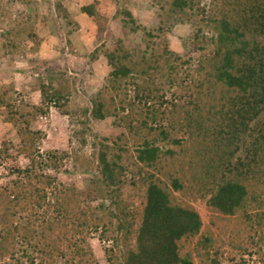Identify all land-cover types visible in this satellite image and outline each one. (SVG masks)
Wrapping results in <instances>:
<instances>
[{
  "label": "trees",
  "instance_id": "16d2710c",
  "mask_svg": "<svg viewBox=\"0 0 264 264\" xmlns=\"http://www.w3.org/2000/svg\"><path fill=\"white\" fill-rule=\"evenodd\" d=\"M15 2L38 8L37 0H0V23L9 24L1 48L27 53L36 14L14 19ZM54 7L58 19L77 24L61 2ZM151 7L154 27L117 10L122 37L112 48L103 39L110 20L93 6L81 9L97 28L92 59L102 55L111 69L82 107V124L111 121L116 130L96 136L89 156L42 150L39 119L52 109L77 112L58 68L36 63L44 72L39 105L0 86V111L20 142L18 157L12 143L0 151V167L9 166L0 185V264H100L94 239L106 264H264V0H151ZM181 26L191 33L180 53L169 34ZM74 137L85 146L84 129ZM60 175L90 179L81 191Z\"/></svg>",
  "mask_w": 264,
  "mask_h": 264
},
{
  "label": "rangeland",
  "instance_id": "374dc122",
  "mask_svg": "<svg viewBox=\"0 0 264 264\" xmlns=\"http://www.w3.org/2000/svg\"><path fill=\"white\" fill-rule=\"evenodd\" d=\"M134 7L126 6V0H37L38 8L35 11L34 6L30 8L21 3H14L11 13L15 18L23 15L25 18L29 11L36 14V35L35 38L27 42L29 51L24 52H6L1 46V37L9 30L7 20L0 23V86L10 87L22 95L23 99L30 100L39 105L41 96L38 91L39 79L43 76V71L35 69L36 63L47 62L53 68H58L64 75L71 90V107L76 109L73 116H63L52 109L47 118H40L36 124L45 134L46 139L43 142L44 151H67L69 154L90 155L92 142L94 138L108 137L116 133L111 121L96 122L89 119L86 126L82 122L85 117L82 113V107L90 105L91 98L99 91L105 82L111 69L107 65L103 56L98 60H93L91 54L99 47L97 28L92 20L81 12L86 6H93L103 17L110 20L108 31L103 35L107 47H114L117 41L122 37L121 24L114 21L118 9L127 7L134 12L135 17L146 26L154 27L157 25L155 19V10L151 7V0H133ZM61 2L70 11L73 19L77 22L75 26L70 27L57 18L55 13V3ZM130 2V0H128ZM132 3V2H131ZM31 12V13H32ZM74 31L71 35L68 31ZM189 26H181L169 34L172 49L177 52H183L182 37L190 35ZM107 35V36H106ZM70 39L72 46L67 44ZM140 36L130 35L128 41L137 43ZM37 59V60H35ZM34 60V61H33ZM37 61V62H35ZM22 98H18L19 101ZM4 111H0V151L4 144L12 143L14 146L10 151L13 156L18 157L19 139L16 128L6 122ZM85 130L86 144H81V138L77 140L74 134ZM19 163L25 167L28 161L24 157H19ZM67 169L73 170L72 159H68ZM8 165V164H7ZM7 165L0 167V185H4L7 180L4 178L8 172ZM63 183H73L81 191L85 190V184L90 177L85 175L67 177L60 175ZM195 207L201 214L206 225L209 224L211 213L204 201L195 204ZM96 257L100 264H106L104 245L97 239L92 242Z\"/></svg>",
  "mask_w": 264,
  "mask_h": 264
}]
</instances>
